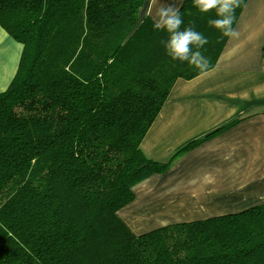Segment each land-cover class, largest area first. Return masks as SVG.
Returning <instances> with one entry per match:
<instances>
[{"label": "trees", "instance_id": "obj_1", "mask_svg": "<svg viewBox=\"0 0 264 264\" xmlns=\"http://www.w3.org/2000/svg\"><path fill=\"white\" fill-rule=\"evenodd\" d=\"M144 3L0 0V28L22 46L0 93V264H264V204L143 234L119 217L169 167L141 143L172 86L213 69L228 40L208 26L215 10L183 0L181 30L207 38L209 63L172 61Z\"/></svg>", "mask_w": 264, "mask_h": 264}, {"label": "crops", "instance_id": "obj_2", "mask_svg": "<svg viewBox=\"0 0 264 264\" xmlns=\"http://www.w3.org/2000/svg\"><path fill=\"white\" fill-rule=\"evenodd\" d=\"M182 1L145 0L140 16L154 21L161 5ZM233 28L238 35L228 38L213 69L176 80L142 140L146 156L169 167L136 185L133 201L119 211L134 233L197 221L185 212L210 213L204 220L264 204V0H247ZM21 52L0 28V93L14 78ZM240 170L243 186L232 188L229 176ZM231 190L236 197L225 210L219 204Z\"/></svg>", "mask_w": 264, "mask_h": 264}, {"label": "clouds", "instance_id": "obj_3", "mask_svg": "<svg viewBox=\"0 0 264 264\" xmlns=\"http://www.w3.org/2000/svg\"><path fill=\"white\" fill-rule=\"evenodd\" d=\"M240 0H192V5L200 13L215 10L217 18L209 19L208 26L216 29L225 38H236L238 33L233 28L235 9ZM154 28L161 29L168 34L166 41H162L166 55L172 61L187 62L197 70L204 71L208 67V60L199 51L208 40L192 27L181 30L183 20L178 7L160 6L154 15ZM193 47L197 50L193 51Z\"/></svg>", "mask_w": 264, "mask_h": 264}, {"label": "rangeland", "instance_id": "obj_4", "mask_svg": "<svg viewBox=\"0 0 264 264\" xmlns=\"http://www.w3.org/2000/svg\"><path fill=\"white\" fill-rule=\"evenodd\" d=\"M149 158V157H148ZM150 159V158H149ZM264 168V165L263 166H260V169ZM244 175V172L242 170L240 171H235L234 172V175L232 173V177L229 176V179H228V183L229 185H232V188L235 184H239L240 185V188H242L243 186V182L242 181H239V179H242V176ZM226 178V177H225ZM182 181H180L179 179H176L175 180V183L176 184H179L181 183ZM141 183V182H140ZM184 184H186V182H182ZM253 182H249L248 183V187L252 184ZM136 187V186H135ZM134 187V189H135ZM248 193L247 192H244V195H247ZM242 195V193H241ZM236 195H235V192L233 190L230 191L229 193V196L227 198H225L221 204H219L220 206H223L224 208H226L225 210H231L232 209V202L234 201ZM222 212V211H221ZM230 212V211H228ZM184 214L187 215L188 218H191L189 220H199V219H202L204 216L206 215H209V214H199V212H193V213H189V212H185ZM222 213H218L217 215H220ZM211 216V215H210ZM216 216V215H214ZM136 233V232H135ZM136 234H143V233H139L137 232Z\"/></svg>", "mask_w": 264, "mask_h": 264}]
</instances>
